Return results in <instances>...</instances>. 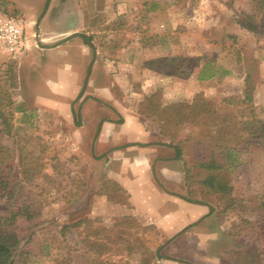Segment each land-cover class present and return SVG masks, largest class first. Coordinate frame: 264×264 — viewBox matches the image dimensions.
Masks as SVG:
<instances>
[{
  "label": "rangeland",
  "instance_id": "1",
  "mask_svg": "<svg viewBox=\"0 0 264 264\" xmlns=\"http://www.w3.org/2000/svg\"><path fill=\"white\" fill-rule=\"evenodd\" d=\"M83 2L88 18L82 32L99 50L101 61L115 67L110 71L117 75V96H124L121 100L157 139L171 142L169 134L174 133L173 141H180L189 164L213 150L215 160L229 166L237 202L217 214L229 236L223 257L225 264H257L256 246L248 244L239 229L248 226L243 220H254L253 208L264 188V138L251 141L236 160L211 146L213 125L223 114L235 128L239 109L251 106L255 121H264V30L249 31L236 21L250 11L251 0ZM0 13L18 16L4 0ZM19 58L0 54V92L27 109L13 112L15 134L6 135L0 126V144L12 150L13 173L18 155L22 170L33 172L26 185L39 200L41 213L30 224L32 241L24 248L31 254L24 264H150L160 244L156 231L130 214L125 192L105 176L102 164L84 155L66 123L34 107L18 84ZM199 95L216 111L206 124L168 125L165 135L159 123L151 121L157 117V105L180 107ZM192 189L189 197L203 198L197 184ZM204 199L211 200L215 212L220 209L212 197ZM10 205L0 196V210Z\"/></svg>",
  "mask_w": 264,
  "mask_h": 264
},
{
  "label": "crops",
  "instance_id": "2",
  "mask_svg": "<svg viewBox=\"0 0 264 264\" xmlns=\"http://www.w3.org/2000/svg\"><path fill=\"white\" fill-rule=\"evenodd\" d=\"M4 1L24 28L20 88L35 108L66 123L84 155L125 192L130 214L156 231L150 264H225L223 221L208 204L185 198L183 162L117 96L115 67L79 34L88 18L83 0Z\"/></svg>",
  "mask_w": 264,
  "mask_h": 264
},
{
  "label": "trees",
  "instance_id": "3",
  "mask_svg": "<svg viewBox=\"0 0 264 264\" xmlns=\"http://www.w3.org/2000/svg\"><path fill=\"white\" fill-rule=\"evenodd\" d=\"M155 5L152 4L151 8ZM236 21L239 25L249 31L264 30V0H251L249 12H243L242 16ZM85 42L89 43V38L79 33ZM90 44V43H89ZM10 70V68H9ZM12 78V77H11ZM248 100L249 93L245 95ZM14 100L8 94L0 92V126L6 135L15 134L13 132L12 117L13 112H26V106L23 102L14 105ZM155 119L151 116V121L156 120L161 127V132L169 134L166 130L168 125L179 126L187 121L191 124H206L210 115L216 113L210 102L202 96H197L193 101L183 102L180 107L177 103L166 105H157ZM159 107V108H158ZM183 109V111H181ZM248 110L243 114L242 111ZM182 113H181V112ZM222 115V113H221ZM214 135L211 146L213 149L223 150L236 160L238 152L246 151V148L253 140L264 138V121L254 118V109L251 106H244L239 109V126L237 124L234 130V124L228 114L222 115V120L213 125ZM17 128L15 127L14 130ZM247 132L245 136L243 132ZM175 157L179 158L184 165L185 180L188 190V200L195 202H204L210 206V211H215L211 200H205L204 197H212L219 202V208L216 212L220 214L233 208L237 199L232 195V185L229 177V166L227 163H220L215 160V153L212 150L209 157L194 160L189 164L183 157V149L180 141L174 142V133L169 134ZM8 146L0 144V196H5L11 203L10 206L0 210V264H24L31 254L24 245L32 241V232L30 224L40 216L39 200L33 198L28 186L32 178L30 169L22 170V158L18 155V169L13 173V155ZM40 167V165H39ZM37 171L40 174V169ZM21 169V171L19 170ZM39 169V170H38ZM35 172V173H36ZM38 175V174H36ZM115 185H117L114 182ZM198 185V191L202 199L189 197L193 193L192 185ZM241 201V199H240ZM254 210V220H243L247 227L239 229V234L243 233L248 244L256 246L257 264H264V188L261 192ZM66 226L62 228L64 230ZM250 234V235H248Z\"/></svg>",
  "mask_w": 264,
  "mask_h": 264
},
{
  "label": "built area",
  "instance_id": "4",
  "mask_svg": "<svg viewBox=\"0 0 264 264\" xmlns=\"http://www.w3.org/2000/svg\"><path fill=\"white\" fill-rule=\"evenodd\" d=\"M22 21L15 16L0 13V54L14 58L24 45Z\"/></svg>",
  "mask_w": 264,
  "mask_h": 264
}]
</instances>
